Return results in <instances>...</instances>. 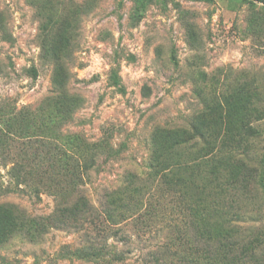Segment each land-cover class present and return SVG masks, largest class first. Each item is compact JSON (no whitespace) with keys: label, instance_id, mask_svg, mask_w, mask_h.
<instances>
[{"label":"rangeland","instance_id":"374dc122","mask_svg":"<svg viewBox=\"0 0 264 264\" xmlns=\"http://www.w3.org/2000/svg\"><path fill=\"white\" fill-rule=\"evenodd\" d=\"M263 1L0 0V205L25 213L37 234L39 219L71 190L58 181L61 160H95L79 189L98 208L106 207L108 191L145 185L134 211L119 218L129 244L109 236L107 243L129 251L127 264H156L150 252L168 231L143 235L132 218L124 220L149 208L156 140L165 147L174 137L166 132L187 129L209 107H224L225 93L245 98L256 83L264 86ZM57 55L68 69L63 87L56 82ZM256 125L261 134L249 144L250 157L259 159L264 119ZM208 132L217 146L239 143L235 132ZM182 146L167 154L184 160L196 153ZM14 161L43 175L37 193H4L13 187L7 168ZM257 195L240 201L245 223H264V193ZM166 204L171 216L164 217L184 220ZM55 225L0 244V264H102L80 256L92 227Z\"/></svg>","mask_w":264,"mask_h":264},{"label":"trees","instance_id":"16d2710c","mask_svg":"<svg viewBox=\"0 0 264 264\" xmlns=\"http://www.w3.org/2000/svg\"><path fill=\"white\" fill-rule=\"evenodd\" d=\"M52 50L55 51L56 47ZM57 57L56 66L61 76L56 82L63 87L65 77L62 78V74L68 69L61 62L62 56ZM253 89L245 98L241 92L231 90L225 93L224 107H217L218 110L209 107L187 129L166 132L168 135L174 134V137L165 147L164 142L156 140L153 173L157 179L150 192L146 193L149 208L124 219L132 218V228L135 227L143 235L148 231H158V228L164 230L163 227L168 231L164 241L150 252L152 262L264 264V223L254 225L243 222L247 219V211L240 202L250 198L254 192H258V195L264 193V154L259 159L251 158L255 149L249 145L261 134L256 122L264 119V86L256 83ZM224 130L229 134H238L239 143L217 146L208 131L219 134ZM180 145L196 153L184 160L179 159L178 155L167 154L168 150L174 151ZM95 165V160L79 161L70 155L61 160L58 181L68 182L71 190H66L68 194L60 199L53 214L42 217L44 220L39 219L44 221L40 222V232L43 233L46 226L51 224L74 225L82 229H85V225L88 229L92 227L95 232L90 230L88 233L85 229L89 245L80 248V256H89L102 264H127L126 253L129 251L125 252L117 245L107 243V238L109 236L122 241L124 245L129 244L130 237L119 226L122 222L119 218L125 216L123 210L134 211L138 201L145 197V185L140 189L127 187L108 191L106 207L98 208L79 189L83 183L84 170ZM4 166L8 165L4 163ZM33 170V166L24 161H14L7 168L13 187H5L2 189L4 193L13 190L24 192L26 188L37 193L39 184L45 182L41 173L33 176ZM166 202L172 206L170 209L173 214L176 212L182 216L183 221L164 217L167 211L170 214L169 209H165ZM16 213L0 205V244L19 232L32 238L40 235V232L35 234V230L30 228L32 225L26 221L25 213L19 210ZM5 214L10 218L7 222L2 219ZM157 222L165 223L158 226Z\"/></svg>","mask_w":264,"mask_h":264}]
</instances>
